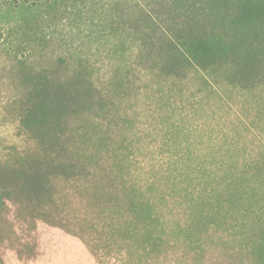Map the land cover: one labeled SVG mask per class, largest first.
<instances>
[{
    "label": "trees",
    "instance_id": "obj_1",
    "mask_svg": "<svg viewBox=\"0 0 264 264\" xmlns=\"http://www.w3.org/2000/svg\"><path fill=\"white\" fill-rule=\"evenodd\" d=\"M71 16L0 0V216L49 247L72 196L102 264H264V0Z\"/></svg>",
    "mask_w": 264,
    "mask_h": 264
},
{
    "label": "rangeland",
    "instance_id": "obj_2",
    "mask_svg": "<svg viewBox=\"0 0 264 264\" xmlns=\"http://www.w3.org/2000/svg\"><path fill=\"white\" fill-rule=\"evenodd\" d=\"M67 2L72 12L71 20L76 18L72 22L75 25L86 26L85 24L91 23L89 19H85L86 16L102 13V0H67ZM88 3L91 7L86 5ZM94 10L97 12L95 13ZM7 17L12 22H20L21 20H30L31 13L23 11L15 15L10 12ZM65 20L63 19L62 22L66 23L67 20ZM101 21L102 19H99V22ZM96 45L100 47L101 43ZM81 200V198H72L71 196L63 204L70 220L73 218L70 221L71 229L70 232H61L62 235L54 238L56 245L52 242L49 247L32 246L31 243L37 242L39 236L35 233L30 234V232L26 234L20 223V218L0 216V264H102L100 246L95 245L90 248L85 242V239L89 241L95 238V242L99 244V240L95 236H90L92 232L87 224V220H90L89 209ZM20 227L23 229L22 232Z\"/></svg>",
    "mask_w": 264,
    "mask_h": 264
}]
</instances>
